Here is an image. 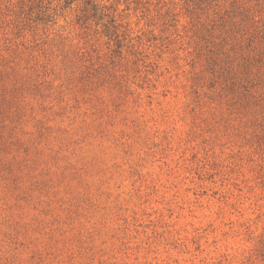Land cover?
Listing matches in <instances>:
<instances>
[{"label":"rangeland","instance_id":"rangeland-1","mask_svg":"<svg viewBox=\"0 0 264 264\" xmlns=\"http://www.w3.org/2000/svg\"><path fill=\"white\" fill-rule=\"evenodd\" d=\"M0 264H264V0H0Z\"/></svg>","mask_w":264,"mask_h":264}]
</instances>
